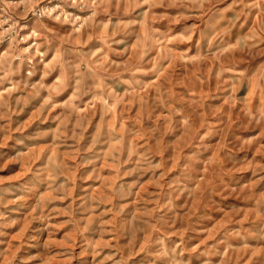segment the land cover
Segmentation results:
<instances>
[{"label":"rangeland","instance_id":"374dc122","mask_svg":"<svg viewBox=\"0 0 264 264\" xmlns=\"http://www.w3.org/2000/svg\"><path fill=\"white\" fill-rule=\"evenodd\" d=\"M0 264H264V0H0Z\"/></svg>","mask_w":264,"mask_h":264}]
</instances>
